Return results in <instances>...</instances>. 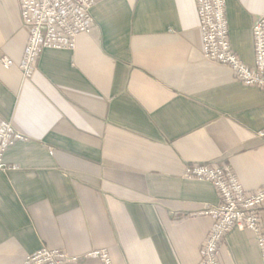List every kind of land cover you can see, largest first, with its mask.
<instances>
[{"label":"crops","instance_id":"0c3cea01","mask_svg":"<svg viewBox=\"0 0 264 264\" xmlns=\"http://www.w3.org/2000/svg\"><path fill=\"white\" fill-rule=\"evenodd\" d=\"M264 0H228L231 47L255 63ZM76 48L46 49L19 68L29 31L18 0H0V122L26 140L0 171V264L43 247L77 263L106 250L114 264H200L220 204L214 185L186 180L194 163L232 167L264 187V91L206 61L195 0H98ZM264 228V208L262 211ZM220 264H264L250 232L232 229Z\"/></svg>","mask_w":264,"mask_h":264},{"label":"built area","instance_id":"2783aa9c","mask_svg":"<svg viewBox=\"0 0 264 264\" xmlns=\"http://www.w3.org/2000/svg\"><path fill=\"white\" fill-rule=\"evenodd\" d=\"M18 1L23 25L29 31V39L19 63L25 78L31 77L36 71L44 50H74L78 36L90 33L94 27L92 9L98 0ZM227 1L195 0L202 56L206 61L230 68L234 78L244 86L264 91V14L254 21L255 63L249 66L238 58L231 47L226 17ZM0 63L5 69L14 66L9 57H3ZM260 136H264V133H260ZM25 140L9 122H0V171L19 170L18 166L7 164L4 156L9 148ZM183 178L210 182L220 196V204L208 212L213 225L202 245L200 264H220V246L234 228L250 232L264 258V187L248 191L244 189L232 167L212 163L187 166ZM82 258H95L100 264H114L106 250L92 251ZM80 260L81 258L70 257L61 250L43 247L28 254L19 264H64Z\"/></svg>","mask_w":264,"mask_h":264}]
</instances>
